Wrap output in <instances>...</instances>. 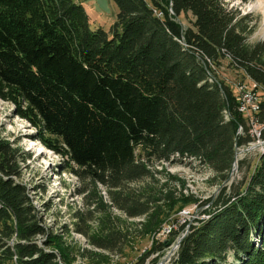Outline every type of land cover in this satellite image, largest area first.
Instances as JSON below:
<instances>
[{
    "label": "trees",
    "instance_id": "obj_1",
    "mask_svg": "<svg viewBox=\"0 0 264 264\" xmlns=\"http://www.w3.org/2000/svg\"><path fill=\"white\" fill-rule=\"evenodd\" d=\"M114 2L117 19L105 31L90 27L78 0H0V96L18 105L39 140L64 154L84 185L81 194L102 185L113 207L150 217L161 199L152 197L162 192L143 183L153 179L151 163L198 160L230 179L236 148L251 137L234 87L210 63L218 68L226 60L262 87L256 116L264 123V40L247 43L254 25L228 0ZM13 145L0 137V264H60L34 241L45 230L16 179L25 157ZM105 207L99 200L87 218ZM204 210L209 217L189 224L168 264H264V154ZM74 216L76 230L87 235L81 225L88 219L80 210ZM172 236L137 264H162ZM89 239L112 254L126 248L116 226Z\"/></svg>",
    "mask_w": 264,
    "mask_h": 264
},
{
    "label": "rangeland",
    "instance_id": "obj_2",
    "mask_svg": "<svg viewBox=\"0 0 264 264\" xmlns=\"http://www.w3.org/2000/svg\"><path fill=\"white\" fill-rule=\"evenodd\" d=\"M228 1L240 10L241 15L248 16L250 23L254 25L246 37L247 43L252 45L264 40V9L255 7L259 0H249L246 3L239 0ZM78 2L84 7L92 29L101 27L109 31L117 19L118 8L114 0ZM183 23L189 22L183 19ZM211 69L233 87L237 82L256 85L249 82L241 71L232 68L226 60H223L218 68L214 66ZM17 107L12 100L0 96V137L12 142L25 157V161L20 162L21 175L16 179L26 185L37 210L38 220L45 230L43 234L36 236L34 241L44 251L55 252L60 264H137V257L153 244L164 241L170 235L179 237L184 234L186 228L188 229L189 224H194L198 219H207L209 213L204 209L212 207L222 187L232 181L236 184L243 180L245 175L249 176L259 159L255 157V151H251L244 155L241 159L243 161L239 160L241 145L237 146L236 166L230 171V179L227 182L215 176L198 160L178 158L171 162L151 163L154 170L153 179L143 183L150 182L157 191L162 190L152 197L161 199L150 217L132 218L111 205L107 189L102 185H96L95 188L90 186L84 193L86 195L81 194L84 185L72 173V164L66 161L64 154L46 146L38 139V128L20 115ZM136 153L139 154L138 150ZM263 154L264 149L261 156ZM132 185H141V182ZM204 199L209 201L201 206ZM99 200L106 204L105 209L95 211L93 217L88 219L87 210H93ZM76 210H80L88 219L85 225H81L87 235L76 230L75 224L79 222V217L74 216ZM181 223L186 224L185 228L171 234ZM109 226H116L125 232L126 248L121 254L93 248L89 243V237L97 236L102 229ZM50 239L53 240L52 243L45 244V241ZM255 243L256 246L260 245L258 239ZM174 245L175 242L164 247L158 263H170L177 251L173 249ZM230 259L231 255L228 256V260Z\"/></svg>",
    "mask_w": 264,
    "mask_h": 264
},
{
    "label": "built area",
    "instance_id": "obj_3",
    "mask_svg": "<svg viewBox=\"0 0 264 264\" xmlns=\"http://www.w3.org/2000/svg\"><path fill=\"white\" fill-rule=\"evenodd\" d=\"M161 13L158 12V15ZM211 67H214L210 63ZM236 91L238 100V110L245 116L248 125V133L251 137L246 143L241 145L239 151V160L243 159L244 155L255 151V157L258 159L261 156L262 150L264 149V135L262 129L264 123H260L256 114L260 110L261 101V90L262 87L256 85H246L241 82L233 84ZM239 134L243 133L241 126L238 127ZM249 149V150H246ZM178 246L174 245L173 249H177Z\"/></svg>",
    "mask_w": 264,
    "mask_h": 264
},
{
    "label": "water",
    "instance_id": "obj_4",
    "mask_svg": "<svg viewBox=\"0 0 264 264\" xmlns=\"http://www.w3.org/2000/svg\"><path fill=\"white\" fill-rule=\"evenodd\" d=\"M236 166V158L234 157V160H233V164H232V170H233V167ZM184 236V234H182L181 236L179 237H176V236H172L168 239L167 241V244L170 245L171 243H174L175 242V246H179V243L182 239V237ZM162 262V261H161ZM160 262V263H161Z\"/></svg>",
    "mask_w": 264,
    "mask_h": 264
},
{
    "label": "bare ground",
    "instance_id": "obj_5",
    "mask_svg": "<svg viewBox=\"0 0 264 264\" xmlns=\"http://www.w3.org/2000/svg\"><path fill=\"white\" fill-rule=\"evenodd\" d=\"M255 7H256V8H262V9H264V0H259V1L257 2V4L255 5ZM262 33H263V35H264V27H263ZM236 159H237V157H236Z\"/></svg>",
    "mask_w": 264,
    "mask_h": 264
}]
</instances>
